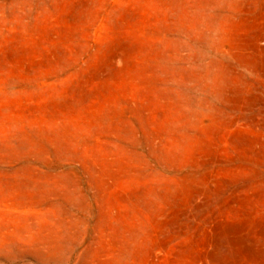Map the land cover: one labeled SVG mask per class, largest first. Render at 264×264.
<instances>
[{
  "label": "rangeland",
  "instance_id": "1",
  "mask_svg": "<svg viewBox=\"0 0 264 264\" xmlns=\"http://www.w3.org/2000/svg\"><path fill=\"white\" fill-rule=\"evenodd\" d=\"M0 264H264V0H0Z\"/></svg>",
  "mask_w": 264,
  "mask_h": 264
}]
</instances>
